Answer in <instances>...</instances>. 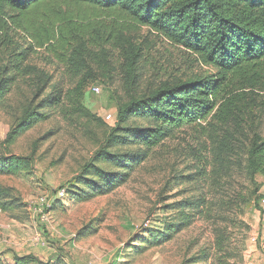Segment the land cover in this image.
<instances>
[{
  "label": "trees",
  "instance_id": "16d2710c",
  "mask_svg": "<svg viewBox=\"0 0 264 264\" xmlns=\"http://www.w3.org/2000/svg\"><path fill=\"white\" fill-rule=\"evenodd\" d=\"M135 28H147L183 48L215 69L216 76L164 81L142 90V71L136 66L140 47L128 35ZM41 51L49 64L63 66L73 89L59 87L52 75L30 61ZM112 51L128 99L119 103L116 126L104 147L65 190L72 199L87 202L113 192L154 148L191 127L199 128L210 143L208 158L192 155L198 178L229 200L221 196L207 203L200 196L189 205L185 202L163 229L148 231V244L169 242L191 224L193 217L183 207L204 217L215 206L240 208L245 197L236 195L232 185L228 190L221 185L232 173L257 190L264 187V132L259 131L264 113V0H0V105L15 90L25 98L0 140V176L30 170L31 159L9 149L47 121L49 109L69 104L74 115L96 119L81 105L82 93L96 80L94 67L105 64ZM12 207L9 189L0 187V209ZM7 254L0 253V264H53L33 254Z\"/></svg>",
  "mask_w": 264,
  "mask_h": 264
},
{
  "label": "rangeland",
  "instance_id": "374dc122",
  "mask_svg": "<svg viewBox=\"0 0 264 264\" xmlns=\"http://www.w3.org/2000/svg\"><path fill=\"white\" fill-rule=\"evenodd\" d=\"M128 35L140 47L136 66L142 71V90L164 81L216 76L215 69L147 28H135ZM46 57L41 51L30 61L52 75L59 87L73 89L63 66L49 64ZM119 63L112 51L105 64L94 67L96 80L83 89L81 105L96 119L74 115L69 104L49 109L50 118L9 149L12 155L30 158L31 168L18 176H0V187L9 189L13 201L11 210L0 209V251L8 253L7 258L10 253L35 254L53 264H264V187L257 190L236 173L221 185L226 190L232 185L236 195L245 197L240 208L215 206L204 217L183 207L193 217L187 228L161 245L147 242L148 231L163 229L185 202L189 205L200 196L207 203L221 196L229 200L225 194L216 195L214 187L196 174L192 155L208 158L210 150L208 138L197 127L180 130L154 148L124 185L105 196L87 202L72 199L68 192L61 199L57 196L72 185L116 126L119 103L129 94ZM23 102V94L15 90L0 105V140L6 138ZM260 119L263 133L264 113ZM47 212L49 224L42 222Z\"/></svg>",
  "mask_w": 264,
  "mask_h": 264
},
{
  "label": "built area",
  "instance_id": "2783aa9c",
  "mask_svg": "<svg viewBox=\"0 0 264 264\" xmlns=\"http://www.w3.org/2000/svg\"><path fill=\"white\" fill-rule=\"evenodd\" d=\"M93 90L95 92H99V88L98 87H93ZM110 119H111V115H107L106 116V120H110ZM65 195H66V192H65L64 189L57 193V196L60 199L63 198ZM42 222L47 223V224L51 223V215H50L49 212H47V214H43L42 215Z\"/></svg>",
  "mask_w": 264,
  "mask_h": 264
},
{
  "label": "crops",
  "instance_id": "0c3cea01",
  "mask_svg": "<svg viewBox=\"0 0 264 264\" xmlns=\"http://www.w3.org/2000/svg\"><path fill=\"white\" fill-rule=\"evenodd\" d=\"M0 253H1V251H0ZM26 254H30V253H26ZM35 255V254H34Z\"/></svg>",
  "mask_w": 264,
  "mask_h": 264
}]
</instances>
